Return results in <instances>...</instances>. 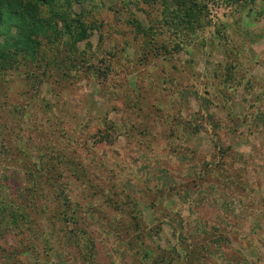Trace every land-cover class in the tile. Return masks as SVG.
<instances>
[{
  "label": "rangeland",
  "instance_id": "374dc122",
  "mask_svg": "<svg viewBox=\"0 0 264 264\" xmlns=\"http://www.w3.org/2000/svg\"><path fill=\"white\" fill-rule=\"evenodd\" d=\"M72 9L86 39L0 67V264H151L136 225L169 264H264V0Z\"/></svg>",
  "mask_w": 264,
  "mask_h": 264
},
{
  "label": "trees",
  "instance_id": "16d2710c",
  "mask_svg": "<svg viewBox=\"0 0 264 264\" xmlns=\"http://www.w3.org/2000/svg\"><path fill=\"white\" fill-rule=\"evenodd\" d=\"M78 1L0 0V67L16 69L24 60L39 66L40 60L44 61V39L46 46L50 47L66 35L74 43L86 39L88 27L83 25L79 17L72 15V4ZM189 15L194 17L191 12ZM191 22L189 20L188 24ZM139 229V225L134 226L133 236L129 237L137 243L136 254H152L149 259L151 264H169L171 260L165 262L167 257L153 256L151 247L143 244Z\"/></svg>",
  "mask_w": 264,
  "mask_h": 264
}]
</instances>
